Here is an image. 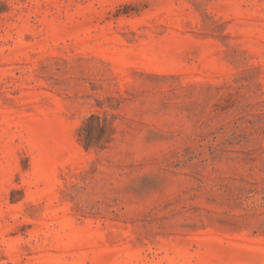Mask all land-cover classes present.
Here are the masks:
<instances>
[{
	"label": "rangeland",
	"instance_id": "374dc122",
	"mask_svg": "<svg viewBox=\"0 0 264 264\" xmlns=\"http://www.w3.org/2000/svg\"><path fill=\"white\" fill-rule=\"evenodd\" d=\"M0 264H264V0H0Z\"/></svg>",
	"mask_w": 264,
	"mask_h": 264
}]
</instances>
